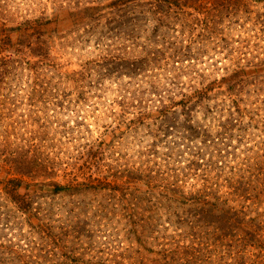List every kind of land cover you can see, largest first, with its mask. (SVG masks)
Instances as JSON below:
<instances>
[{"label":"rangeland","instance_id":"374dc122","mask_svg":"<svg viewBox=\"0 0 264 264\" xmlns=\"http://www.w3.org/2000/svg\"><path fill=\"white\" fill-rule=\"evenodd\" d=\"M210 2L186 8V22H178L176 30L182 23L194 27L192 39L186 33L180 40L191 44L190 56L196 58L199 73L215 71L213 75L221 78L227 71L244 72L247 85L237 95L240 107L255 121L250 132L259 140L264 136V0H216V9ZM78 3L81 13L70 8ZM92 4L91 0H0V157L12 154L15 165L25 139L24 157L33 168L57 170L56 181L25 178L17 190L29 196L40 212L35 224L45 217L44 222L60 226L57 253L68 254L72 262L57 264H157L164 260L165 247L171 250L170 264H193L177 250L186 245L177 237L185 227L177 228L166 204L157 202L159 182L151 194L142 181L133 180L147 160L165 158L171 140L169 135L161 142L155 139L156 126L150 121L133 129L116 127L119 123L109 112L111 99L117 98L115 89L130 82L132 90L137 80L117 73L106 77L110 66L101 62L103 54L99 57L97 49L101 35L93 31V23L77 24L83 15L80 7ZM198 18L203 31L195 25ZM33 45L41 47L35 54L27 48ZM228 98L225 88L216 90L193 112L195 123L215 129L221 114L217 105L230 104ZM149 148L158 149L160 155L149 154ZM8 165L7 160L1 161L0 169ZM9 178L0 171V246L9 247L11 240L24 243L33 235L42 247L41 237L45 240L46 234L35 232L25 221L15 226L16 214L7 202L13 191ZM55 183L70 188L55 192ZM215 183L221 193H233L224 181ZM183 184L188 194L203 181ZM152 196L157 197L148 201ZM260 208L264 218V202ZM186 210L179 211L181 216H186ZM223 244H215L208 253L216 263L222 258Z\"/></svg>","mask_w":264,"mask_h":264},{"label":"trees","instance_id":"16d2710c","mask_svg":"<svg viewBox=\"0 0 264 264\" xmlns=\"http://www.w3.org/2000/svg\"><path fill=\"white\" fill-rule=\"evenodd\" d=\"M80 1L72 0L73 3ZM91 1V6L80 7L83 15L77 24L93 23V31L101 35L97 49L99 57L103 54L101 62L110 66L106 77L117 73L121 75L119 77L137 80L132 90L128 88L130 82L121 83L115 89L117 98L111 99L109 112L119 123L116 127L133 129L135 124L144 125L150 121L156 126L152 130L155 139L161 142L169 135L171 140L166 148L170 152L165 158L156 156L158 162L147 160L133 180L142 181L150 192L159 182L161 191L157 202L166 204L177 228L185 227L177 235L184 245L186 242V251L183 246L178 247L179 255H186L183 260L193 264H264V218L260 208V202H264L261 199L264 195V136L259 140L253 138L250 130L255 121L249 117L248 110L240 107L242 100L237 93L246 87L247 77L243 71H227L221 78L213 75L215 71L207 75L199 73L195 70L196 58L190 56L191 44L185 39L180 40L182 35L187 37L186 33L192 39L194 27L182 23L180 30H176L178 22H186L185 9L200 2L199 7L203 0ZM215 1L210 3L216 9ZM78 5L70 8L81 13ZM195 21L198 30L203 31L201 19ZM44 40L49 43L48 38ZM105 41L112 43L104 47L105 44H101ZM35 45L27 47L32 54L41 48ZM221 88H225L230 104L217 105L221 113L215 119L217 126L215 129L198 126L193 112ZM128 114L135 118L127 119ZM261 122L264 123V118ZM262 133L264 135V127ZM22 145L27 146L25 139H22L18 160L14 158L15 165L11 164L12 154L0 157V162L7 160L9 163L8 168L0 169L10 176L8 181L12 185V195L7 202L15 211V226L25 221L35 232L39 230L46 234V239L41 237L40 242L45 241L42 247L41 243L34 242L33 235L26 237L24 243L11 240L9 247L0 246L4 249L0 251V264L70 263L68 254L57 253L62 236L60 226L44 222L45 217H40L41 223L35 224L34 219L39 220L40 212L33 208L29 196L17 191L25 178L43 177L44 181H56L57 170L44 166L33 168L24 157L26 151ZM147 151L151 155H160L158 149ZM152 163L153 168L148 169L146 166ZM184 181H203V185L195 186L197 190L186 194ZM212 181H224L225 187L233 193H221L217 183L213 185ZM69 188L54 184L55 192ZM156 197L152 196L148 201ZM186 207L183 217L179 211ZM215 244L224 246L222 258L217 263L215 257L208 255ZM170 253L171 250L165 247L162 251L164 260L157 264H170Z\"/></svg>","mask_w":264,"mask_h":264}]
</instances>
